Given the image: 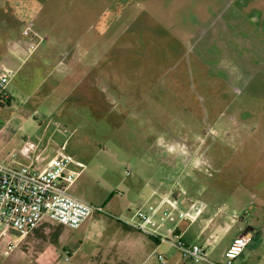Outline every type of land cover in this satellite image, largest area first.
Returning <instances> with one entry per match:
<instances>
[{
	"label": "rangeland",
	"instance_id": "1",
	"mask_svg": "<svg viewBox=\"0 0 264 264\" xmlns=\"http://www.w3.org/2000/svg\"><path fill=\"white\" fill-rule=\"evenodd\" d=\"M0 66L15 71L0 163L28 164L29 142L41 168L63 146L82 165L69 193L98 210L1 239L0 264H207L172 246L186 199L220 216L224 241L264 207V0H0Z\"/></svg>",
	"mask_w": 264,
	"mask_h": 264
},
{
	"label": "built area",
	"instance_id": "2",
	"mask_svg": "<svg viewBox=\"0 0 264 264\" xmlns=\"http://www.w3.org/2000/svg\"><path fill=\"white\" fill-rule=\"evenodd\" d=\"M23 35L30 39L37 37L31 24L24 29ZM34 50L35 45L32 43L28 51ZM14 76L13 69L0 66V103L9 98L6 88ZM34 150L35 146L29 142H25L19 150L18 155L28 161L26 165L0 163V240L14 237L9 233L12 230L20 233L18 239L23 238L45 221L78 229L98 211L69 193L70 187L80 175V171L73 168L80 169L82 165L66 155L63 146L41 168L36 167L40 156L32 157ZM200 214L201 210L197 209L189 216V220L194 222ZM179 217L185 218V215L179 214ZM134 219L137 222L133 221L128 226L146 233L145 226L149 219L141 212H136ZM250 241L251 238L246 235L235 239L224 253L225 264H233ZM171 242L184 261L214 264L208 259L203 247L188 244L178 236ZM8 247L14 248L15 244L9 243ZM64 255L67 259L69 252L64 251ZM154 256L159 264H165L163 256Z\"/></svg>",
	"mask_w": 264,
	"mask_h": 264
},
{
	"label": "crops",
	"instance_id": "3",
	"mask_svg": "<svg viewBox=\"0 0 264 264\" xmlns=\"http://www.w3.org/2000/svg\"><path fill=\"white\" fill-rule=\"evenodd\" d=\"M167 200L168 203H171L169 196L163 197V200L159 202V204L156 206L155 211L159 208L160 204H162L163 201ZM186 200L191 203L190 205V215L194 214L197 209L201 210V214L198 215L194 222L188 221L189 224L186 227H177L175 230V235L178 237H181L184 240L185 235L188 232L189 226L191 224H195L196 222L199 224L197 226V234L194 235V240H192V244H197L201 247H203L207 253V255L212 254V247L215 245L211 240L214 239V232L220 233V252L219 255L214 257L216 259V263L220 264L225 262L224 259V253L227 251V249L231 246L232 242L243 236H249L251 238L250 243L245 247V249L242 251V253L233 261V264H264V218L261 219L260 216H257L259 213L257 210L262 209L264 210V207L260 206V203L254 206V213H255V219L251 220L246 223L247 228L239 235L233 237L231 240L224 241V235L228 232V225H225L221 222L220 216L212 213H208L206 210L205 214L208 213L207 217H202V212L205 211L204 205H199L200 207H197L194 203H192V200L187 198ZM194 202V201H193ZM264 217V213H263ZM257 228L261 229L263 233V237L261 239L253 238L252 235L257 232ZM216 239V238H215ZM223 261V262H222Z\"/></svg>",
	"mask_w": 264,
	"mask_h": 264
},
{
	"label": "water",
	"instance_id": "4",
	"mask_svg": "<svg viewBox=\"0 0 264 264\" xmlns=\"http://www.w3.org/2000/svg\"><path fill=\"white\" fill-rule=\"evenodd\" d=\"M11 235H13L14 237H16V238H19L21 235H20V233H18V232H16V231H10L9 232Z\"/></svg>",
	"mask_w": 264,
	"mask_h": 264
},
{
	"label": "trees",
	"instance_id": "5",
	"mask_svg": "<svg viewBox=\"0 0 264 264\" xmlns=\"http://www.w3.org/2000/svg\"><path fill=\"white\" fill-rule=\"evenodd\" d=\"M2 102H3V103H4V102H5V103H8V102H9V98L6 99V100H3ZM2 102H1L0 104H2Z\"/></svg>",
	"mask_w": 264,
	"mask_h": 264
}]
</instances>
